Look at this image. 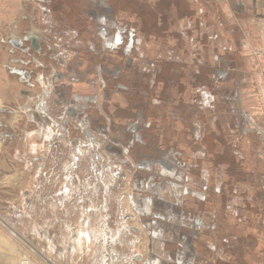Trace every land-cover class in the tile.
<instances>
[{
    "label": "rangeland",
    "instance_id": "374dc122",
    "mask_svg": "<svg viewBox=\"0 0 264 264\" xmlns=\"http://www.w3.org/2000/svg\"><path fill=\"white\" fill-rule=\"evenodd\" d=\"M249 2L0 0L1 261L35 264L34 258L38 264H74L68 251L58 256L61 250L57 248L73 246L79 234L85 231L91 242L75 250L79 254L78 264H88L95 253L99 260L104 256L108 258V241H113L117 247L125 246L121 250L128 253L131 261L142 255L150 258L160 255L165 264L170 253L168 247L159 250L160 245H153L156 240L162 244L169 239V201L165 200L167 206H164L153 196L154 192L168 195L171 190V153L160 151L163 138L168 145V139L163 136L165 129L160 123L151 121L152 125L160 127L144 130L145 121L134 122L132 104L117 112L118 107L110 110L103 104L88 102V109L79 112V120L68 121L65 130L60 124L58 126V121H46L33 114L37 106L31 105L29 99V65L33 62L31 57L37 53L29 54L35 51L34 38L29 42V6L33 4L45 10L37 8L41 22L37 17L35 30L58 37L57 42L50 43L65 50L66 57L77 53L78 47H94H91L94 43L91 40L98 38L97 33L106 26H99L103 22L99 20L106 16L108 8L113 10L107 13L113 14L117 24L109 27V32L135 34L131 38L134 39L133 50L148 46L150 56L161 57L165 67L163 83L165 80L173 82L174 87H178L174 88L175 94L180 93L184 85L188 86L182 81L189 83L193 76L195 83L226 84L225 89H214L226 92V100L232 101L234 95L229 82L236 84L239 80L250 82L251 79L250 92L247 90L249 93L243 95L250 96L254 102V105L245 106L247 110L253 108L251 116L246 113L247 117L237 123L232 120L231 112L236 109L240 114L238 107L234 109L227 103L225 144L220 141V150L222 146L225 153L219 154V166L212 167L209 172L217 170L219 178L223 176L226 181L227 194L236 196L235 199L227 196L222 202L227 221L237 224L240 219L243 232L256 231L255 234L264 238V74L249 75L244 71L243 55L241 62L236 59L244 48V39H241L235 17H249ZM224 7L228 14L224 13ZM90 16L97 17L100 31L90 24H80L82 20L89 22ZM41 43L48 53L45 39ZM259 53L264 56V50ZM122 55L117 57L123 59ZM231 61H235L236 68L230 66ZM170 66L174 71L168 69ZM222 68L227 71L224 77L216 72ZM104 73H99L96 83L116 90L118 80H108ZM136 80L137 77L130 82L135 88ZM165 94L162 92L159 96L161 104L151 103L141 108L153 107L160 113L186 115L189 108L184 105L185 98L176 96L178 101L184 99L183 102L170 105ZM210 111L216 113L217 110ZM54 112L58 115L63 110L56 108ZM121 112L129 119L128 123L120 122ZM139 124L140 129L136 128ZM236 129L246 130L249 136H242L240 131L234 136ZM140 141L146 148L139 144ZM152 147L157 149L152 150ZM238 207L243 209L242 217L234 215ZM107 236H110L108 241ZM246 239H242L243 243L249 242L248 235ZM121 240L124 245L119 244ZM45 241L51 248L49 254L45 251L47 256L39 252L45 250L41 247ZM91 244L97 247L94 254Z\"/></svg>",
    "mask_w": 264,
    "mask_h": 264
},
{
    "label": "crops",
    "instance_id": "0c3cea01",
    "mask_svg": "<svg viewBox=\"0 0 264 264\" xmlns=\"http://www.w3.org/2000/svg\"><path fill=\"white\" fill-rule=\"evenodd\" d=\"M237 1L242 2V0ZM249 3L251 12L250 15H247L249 17H241V19L235 17L241 31V39H244L242 43L244 48L241 45V49L243 48L242 52H239L241 55L236 59H240L241 62L243 55L244 71L249 75L253 73L257 75L258 72L264 74V56L259 53V51L264 50V0H250ZM34 5L29 6V27L31 28L29 42L31 37L35 41L33 42L35 51H29V54L33 55L32 53L37 52L31 57L33 62L29 65V93L31 94L29 99H31V105H37L34 113L32 112L33 114L38 117L41 116L46 121H58V126L60 124V128L65 130L64 125L68 121L79 120V112L84 108L88 109V102L93 105L103 104L110 110L118 107L117 112H120L124 106L125 109H128L130 106L127 104H132L131 106L135 109L132 112L134 122L137 123V120L145 121L142 124L144 130H155L156 127H160L155 124L156 122L161 124L162 129H165L163 136L168 139V145H165L163 138L160 151L171 153L170 166L173 175L170 180L171 190L168 195L158 194V192H154L153 195L158 199L159 204L162 203L164 206H167L165 200L169 201V239L162 244L161 241L158 243L156 240V243L153 244L154 246L160 245L159 250H162L163 246L168 247L170 253L165 264H264V238L255 234L256 231L243 232L240 219L237 224L235 221H227V212L222 204L229 196L224 184L226 181L222 178L223 176L219 178L217 170L214 169L209 172L212 167L219 166V154L225 151L222 146V151L220 150V141L225 144L223 138L225 137L227 103L228 106L233 105L234 109L238 107L237 111L240 114L236 113L235 109L231 112V118L239 124L243 117H247L245 114L249 115L250 111L253 110V108L247 110L248 107H245L254 105L252 98L243 96L250 92L251 79L250 82L239 80L236 84L229 82L228 85L233 89L234 95L232 101L226 100V92L219 93L214 89H225L226 84L212 83L209 85L200 81L195 83L193 76L189 83L182 81L188 86L184 85L180 89V93L175 94V89L178 87L175 88L173 82L165 80L166 82L163 83V69L165 67L162 66L161 57L155 55L156 53L154 54L155 57L150 56L149 53L151 52L148 51V46H144L142 50H133L131 43L134 39L131 38L136 36L135 34L109 32V27L117 24L116 21L114 22L115 17L111 14L113 10H108V8L105 12L106 16L99 20L103 21L99 26L106 25L103 27V31H100V27L97 28V17L90 16L89 22L82 20L80 23L81 25L90 24V27L96 28L97 32L99 29L101 32L97 33L98 38L91 40L94 42L91 47H94H78L77 53H72L70 57H66L65 55L68 53L65 50L52 46L53 44L50 43L57 42L58 37L47 35L43 30H37L38 32L35 30L37 17L41 22L37 8L43 10L44 7L38 4V6ZM223 11L228 14L225 7ZM95 22L96 24H92ZM44 39L48 53L43 50V43L41 42ZM51 48L54 51L50 52ZM121 55L123 59L119 58ZM230 64L231 67L236 68L237 66L235 61H231ZM168 69L173 70L171 66ZM101 71L105 72L104 75L108 77V80L114 81V78L118 80L116 90L107 88V84L96 83V78ZM124 72H127V76ZM216 72L221 77L227 73L226 68L217 69ZM124 77L130 81L124 80L126 79ZM136 77L137 88L130 84ZM243 91L244 94H242ZM162 92H166L167 103L170 105L183 102L184 99L178 101L176 96L185 98L184 105L189 108V113L187 112L186 115L171 112L165 114V112L160 113L161 111L153 107H143L151 103L161 104L162 98L159 96H162ZM151 96L154 98L152 101ZM137 105L139 106L137 107ZM141 105H143L142 108ZM56 108L63 110V112L58 115L55 114ZM212 108L217 110L216 113L210 111ZM229 109L231 110V108ZM127 114L129 115V110H127ZM121 115L122 117H119L120 122L122 124L128 123L129 119L123 112ZM151 121H155L154 125ZM79 122L83 121L80 120ZM142 126L139 124L136 128L140 129ZM238 128L240 129V125ZM239 131L242 136H249L246 130L244 132L237 130L233 135L236 136ZM45 135L50 136V133H45ZM57 135L59 136V133ZM214 141L216 144L213 143ZM139 144L144 145L142 141ZM144 146L146 148V145ZM154 149L157 147H152V150ZM141 151L147 150L141 149ZM144 161L148 162L149 160ZM161 190L163 189L161 188ZM1 192L0 179V195ZM229 197L236 198L233 195ZM235 210L234 215L242 217L240 212L243 209L238 207ZM228 216L231 214L229 213ZM160 223L162 222H159L160 227H163L164 225ZM105 228L107 230L108 225ZM247 235L250 240L243 243L242 239H246ZM109 237L107 236V241L110 239ZM75 244L77 241L73 243V246L62 247L63 249L57 248L58 251L61 250L58 256L67 250L69 258H72L76 264L79 254L72 250L78 246ZM113 244V241L107 242L108 258L104 256L102 260H99L98 255L94 252H97V247L91 244L90 248L95 255L90 258L88 264H164L160 255L151 258L142 255L131 261L128 253L121 250L125 246L117 247ZM119 244L124 245L125 243L121 240ZM41 247L45 250L39 251L40 253L45 251L50 253L51 248L47 246L46 241ZM32 250L36 252L34 248ZM71 251L73 252L71 253ZM46 252L43 254L47 256ZM0 257H2L1 250ZM33 260L35 264H38L37 260L34 258ZM0 264L11 263L0 260Z\"/></svg>",
    "mask_w": 264,
    "mask_h": 264
},
{
    "label": "bare ground",
    "instance_id": "6f19581e",
    "mask_svg": "<svg viewBox=\"0 0 264 264\" xmlns=\"http://www.w3.org/2000/svg\"><path fill=\"white\" fill-rule=\"evenodd\" d=\"M37 33V32H36ZM77 236V235H76ZM90 235L85 231V232H82L81 234H79L78 238H77V244L75 245H78L76 246L74 249L72 250H76L79 246H82L83 244H90L91 240H90ZM87 244V245H88ZM69 245V244H68ZM67 251V250H66ZM78 251V250H77ZM76 251V252H77ZM108 257V256H107Z\"/></svg>",
    "mask_w": 264,
    "mask_h": 264
}]
</instances>
